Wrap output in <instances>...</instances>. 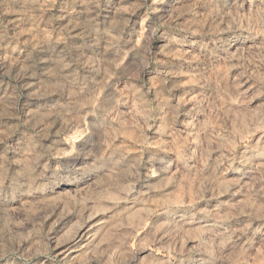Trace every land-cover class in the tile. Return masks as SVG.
I'll list each match as a JSON object with an SVG mask.
<instances>
[{
    "label": "rangeland",
    "instance_id": "1",
    "mask_svg": "<svg viewBox=\"0 0 264 264\" xmlns=\"http://www.w3.org/2000/svg\"><path fill=\"white\" fill-rule=\"evenodd\" d=\"M0 264H264V0H0Z\"/></svg>",
    "mask_w": 264,
    "mask_h": 264
},
{
    "label": "bare ground",
    "instance_id": "2",
    "mask_svg": "<svg viewBox=\"0 0 264 264\" xmlns=\"http://www.w3.org/2000/svg\"><path fill=\"white\" fill-rule=\"evenodd\" d=\"M90 18V17H89ZM92 21V20H91ZM93 23V22H92ZM86 31V30H85ZM87 33V32H86ZM98 34V33H97ZM88 38V37H87ZM58 53V52H57ZM56 53V54H57ZM44 54H45V52H44ZM50 54V53H49ZM49 54H47V55H49ZM58 55V54H57ZM44 56V55H43ZM48 57V56H47ZM56 57H58V56H56ZM41 58V57H40ZM45 58V57H44ZM47 59V58H46ZM51 59H52V57H51ZM51 59H49V61L51 60ZM57 59V58H56ZM43 62V61H42ZM46 62H48V61H46ZM41 64V63H40ZM52 64V63H51ZM54 64V63H53ZM39 65V64H38ZM44 65V64H43ZM48 65V64H47ZM47 65H45V66H47ZM18 66V65H17ZM42 66V65H41ZM52 66V65H51ZM34 67V66H33ZM39 67V66H38ZM44 68V67H43ZM52 68V67H51ZM31 70V69H30ZM38 70V69H37ZM44 70V69H43ZM35 72H37V71H35ZM32 73V72H31ZM38 73V72H37ZM40 74H38V76H39ZM44 76V78H45V75H43ZM47 77V76H46ZM38 78V77H37ZM41 78V77H40ZM26 79V78H25ZM32 79H34V78H32ZM47 79H50V77H48ZM27 80V79H26ZM29 80V79H28ZM46 80V79H45ZM44 80V81H45ZM30 81H31V78H30ZM47 81V80H46ZM32 82H34V81H32ZM30 83V82H29ZM30 86H31V84H30ZM33 87H35V86H33ZM32 88V87H31ZM36 88V87H35ZM34 88V89H35ZM27 89H28V87H27ZM32 90V89H31Z\"/></svg>",
    "mask_w": 264,
    "mask_h": 264
}]
</instances>
